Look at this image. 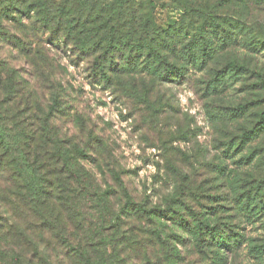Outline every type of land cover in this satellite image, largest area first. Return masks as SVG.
Masks as SVG:
<instances>
[{"label":"rangeland","instance_id":"rangeland-1","mask_svg":"<svg viewBox=\"0 0 264 264\" xmlns=\"http://www.w3.org/2000/svg\"><path fill=\"white\" fill-rule=\"evenodd\" d=\"M159 6L157 15L164 26L165 21L182 18L181 7L171 0H160ZM261 20L264 24V15ZM184 21L191 22L187 18ZM14 23L4 20L3 26L16 33L17 38L21 37ZM44 32L33 33L40 40L43 54L48 56L43 59V71L33 67L31 59L9 44L4 48L1 42L0 62L14 72L28 97L32 96L41 105V116L50 114L56 132L84 148L86 155L78 162L80 180H87L90 190L102 196L84 201L83 210L89 216L85 225L96 231L101 225L108 226L111 216L116 219V226H109L105 233L119 250H124L122 264H225L214 257L224 253L217 247L207 252L194 249L190 254L186 248L196 243L185 233H181L185 236L182 242L177 240L184 260L169 258L159 244L157 231L161 223L139 219L134 205L126 202L131 200L135 205L169 214L163 221L168 234L182 232L175 221L183 214L186 217L209 213L210 226L234 246V250H228L227 264H264V210L257 216L243 213L231 198L225 181L229 169L250 168L237 161L242 167L239 168L235 160L249 154L251 145L260 148L253 169L264 172V132L258 139L249 141L237 157L231 156L238 138L251 124V116L256 110L264 113V87L249 88L264 77V52L250 55L249 51L238 48V55L249 56L246 62L253 64L256 73L239 80L231 72L220 74L218 83L229 85L224 91L215 92L212 85L207 87L208 83L233 56L230 52L221 53L202 70L185 61L182 42L190 40L193 31L187 38H179L182 40L179 49L169 53L163 73L124 78L114 75L108 81L87 55L67 49L58 39L52 41L50 32ZM1 37L0 32V40ZM174 65L181 68L180 77ZM241 102H252L256 108L236 121L230 108ZM187 180H194L196 189L186 188ZM22 223L27 225L23 220ZM143 226L152 228L153 235L144 231ZM194 226L198 228L197 224ZM112 231L119 237L117 242L111 239L115 238ZM30 236L38 241L41 250L35 253L34 261L31 257L36 244L24 242L19 247L7 240L1 244L5 259L0 256V264H61L60 250L56 249L50 233L40 234L34 228ZM70 257L73 256L69 255L65 264H74Z\"/></svg>","mask_w":264,"mask_h":264},{"label":"trees","instance_id":"trees-1","mask_svg":"<svg viewBox=\"0 0 264 264\" xmlns=\"http://www.w3.org/2000/svg\"><path fill=\"white\" fill-rule=\"evenodd\" d=\"M171 2L181 7L182 18H170L164 26L157 15L160 0H0V42L4 48L8 44L12 46L31 59L33 67L42 70L45 67L43 59L48 56L43 54L40 40L33 33L44 32L45 29L50 32L49 39L52 41L58 39L67 49L87 55L99 67L102 78L108 81L114 75L124 78L135 74L163 73L169 53L179 49L182 41L179 38L185 39L193 31L191 39L182 42L183 57L193 66L202 70L209 60L221 53L230 52L233 56L217 71L220 72L208 83V88L212 85L213 91H224L229 84L218 83V77L225 72L233 73L236 79L256 73L253 64L246 62L249 56L241 57L236 50L245 49L250 55L264 52V24L261 20L264 0ZM186 18L191 22L185 23ZM4 20L14 21L13 25L19 27L21 37L17 38L16 33L7 30L3 26ZM1 63L0 210L6 214L0 213L1 259H5L1 255V244L11 240L19 247L24 242L36 244L31 257L34 261L35 253L41 251L38 241L30 236L35 228L40 234H51L56 249L60 250L61 264L69 260V255L73 256L70 259L75 261L74 264H122L124 250H119L105 233L109 226H116V219L111 216L112 222L108 226H99L96 231L85 225L89 216L83 210L84 201L98 200L102 196L90 190L87 180H80L78 162L86 155L84 148L56 132L58 129L50 122V114L41 116V105L34 102L32 96L28 97L26 88L16 81L14 72ZM174 70L177 77L183 73L175 65ZM262 87L264 77L249 88L255 90ZM254 107L256 105L252 102H241L230 108V112L239 121ZM256 112L251 116V124L238 138L231 155L233 158L249 141L258 139L264 132V113ZM254 147L251 145L249 154L235 160L236 163L250 165V168L233 171L227 166V170L223 168L225 171L229 169L225 181L230 187L231 198L248 216H257L259 211L264 210V172L253 169L256 165L254 158L260 154V148ZM238 167L242 168L240 164ZM186 188L196 189L194 180H187ZM126 204L134 205L135 216L139 219L161 223L157 231L159 244L165 255H170L169 258L184 260L179 241L185 239L181 234L185 233L196 243L186 248L190 254L194 249L207 252L217 247L224 253L214 257L228 263V250H234V246L218 229L210 226L207 219L209 213L186 217L183 214L180 220L175 221L182 232L168 234L163 221L169 214L150 206L135 205L131 200ZM194 224H197V229ZM143 228L153 235L152 228ZM112 234L115 238L111 239L117 242L119 237L116 232L112 231ZM109 247H112V253ZM148 247L153 248V245Z\"/></svg>","mask_w":264,"mask_h":264}]
</instances>
